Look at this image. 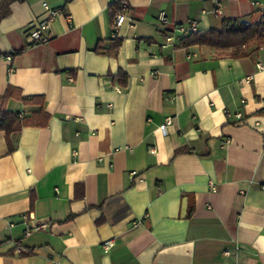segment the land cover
Returning <instances> with one entry per match:
<instances>
[{
  "label": "crops",
  "instance_id": "crops-1",
  "mask_svg": "<svg viewBox=\"0 0 264 264\" xmlns=\"http://www.w3.org/2000/svg\"><path fill=\"white\" fill-rule=\"evenodd\" d=\"M121 1L25 0L0 20V111L19 116L10 146L0 131V264H264V47L175 32L256 23L264 0H126L111 39ZM43 3L60 13L31 45ZM24 214L47 229L26 237Z\"/></svg>",
  "mask_w": 264,
  "mask_h": 264
},
{
  "label": "trees",
  "instance_id": "trees-1",
  "mask_svg": "<svg viewBox=\"0 0 264 264\" xmlns=\"http://www.w3.org/2000/svg\"><path fill=\"white\" fill-rule=\"evenodd\" d=\"M25 0H0V20L8 14V7L15 2ZM187 45L208 46L218 51H230L227 55L240 58L264 47V13L258 22L244 25L236 20H224L220 30H209L203 34H190L185 39ZM125 86V76L121 75ZM19 122L18 114L0 111V131L5 132L6 140ZM11 148V147H10Z\"/></svg>",
  "mask_w": 264,
  "mask_h": 264
},
{
  "label": "built area",
  "instance_id": "built-area-1",
  "mask_svg": "<svg viewBox=\"0 0 264 264\" xmlns=\"http://www.w3.org/2000/svg\"><path fill=\"white\" fill-rule=\"evenodd\" d=\"M43 7L44 9L48 12V17L45 20L42 21H35L32 22L29 26V28L26 30L25 32V36L27 38V40L29 41V43L31 45H45L48 43L49 41V35L47 34V32L49 31V27H50V23L53 19L57 18L60 11L58 8H50L46 3H43ZM129 8V5L127 3L126 0H122L120 2V9L118 11H111V17H112V22H111V39H116L118 37V30L120 29V27L124 24L125 19H126V15L125 12L127 11V9ZM214 14L221 17L222 16V8L221 5L217 4L215 9L213 10ZM66 19L68 21L71 20V16L69 14L66 15ZM168 18L166 17L164 12H160L157 18V24L159 27H163L168 23ZM175 32L181 34V35H190V34H194V33H198V21L197 20H192L190 21L188 24L186 25H182V26H176L175 28ZM174 32V33H175ZM174 33L173 34H168L166 35L165 39H164V44L162 45V48H166L168 46H173L174 41H175V37H174ZM188 58H190L189 55H187ZM257 68L258 69H262L261 64H257ZM246 82L250 81V78H246L245 79ZM117 92H120L121 89L119 88H115ZM171 100H173V98H170ZM235 119L239 122L242 120V114L241 112H236L234 114ZM172 124V118L171 117H167L164 119V121L162 122V124L159 125V130L166 135L167 134V129L171 126ZM254 127L258 128L259 127V123L256 122L254 124ZM148 152L150 154H154L156 153V148L155 146H150L148 148ZM133 175H135V173H133ZM34 218L31 214H24L21 216V223L22 225L25 226V231H24V235L26 237H28L29 235H31L32 232H37V231H41V230H45L48 227L47 223L44 222H36L34 223ZM9 228L14 227V223H9L8 224ZM113 246V242L108 241L105 242L102 245V249L104 252H108ZM17 253H19V251H16ZM225 255H229L230 252L225 251L224 252Z\"/></svg>",
  "mask_w": 264,
  "mask_h": 264
}]
</instances>
